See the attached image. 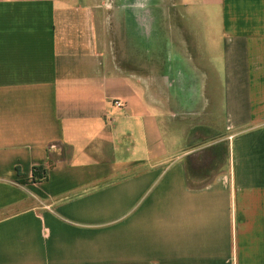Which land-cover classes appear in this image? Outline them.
<instances>
[{
  "label": "crops",
  "instance_id": "0c3cea01",
  "mask_svg": "<svg viewBox=\"0 0 264 264\" xmlns=\"http://www.w3.org/2000/svg\"><path fill=\"white\" fill-rule=\"evenodd\" d=\"M172 8L0 0V264H264V0Z\"/></svg>",
  "mask_w": 264,
  "mask_h": 264
},
{
  "label": "rangeland",
  "instance_id": "374dc122",
  "mask_svg": "<svg viewBox=\"0 0 264 264\" xmlns=\"http://www.w3.org/2000/svg\"><path fill=\"white\" fill-rule=\"evenodd\" d=\"M174 2H176V0H137V7L139 9V7H142L145 4H150L155 10L161 8L166 9L167 7L169 9H173L172 4ZM217 155L219 156V153H217Z\"/></svg>",
  "mask_w": 264,
  "mask_h": 264
},
{
  "label": "trees",
  "instance_id": "16d2710c",
  "mask_svg": "<svg viewBox=\"0 0 264 264\" xmlns=\"http://www.w3.org/2000/svg\"><path fill=\"white\" fill-rule=\"evenodd\" d=\"M45 178V168L43 166H33L30 172V181L38 182L44 180Z\"/></svg>",
  "mask_w": 264,
  "mask_h": 264
},
{
  "label": "built area",
  "instance_id": "2783aa9c",
  "mask_svg": "<svg viewBox=\"0 0 264 264\" xmlns=\"http://www.w3.org/2000/svg\"><path fill=\"white\" fill-rule=\"evenodd\" d=\"M114 104H115L116 106H119V105H120V103H119L118 101H115Z\"/></svg>",
  "mask_w": 264,
  "mask_h": 264
}]
</instances>
